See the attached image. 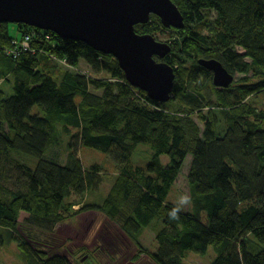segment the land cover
<instances>
[{
  "label": "trees",
  "instance_id": "obj_1",
  "mask_svg": "<svg viewBox=\"0 0 264 264\" xmlns=\"http://www.w3.org/2000/svg\"><path fill=\"white\" fill-rule=\"evenodd\" d=\"M172 1L184 27L177 29L173 42L179 59H164L175 71L167 102L152 100L130 85L111 55L52 31L15 24L32 35L30 48L36 52L17 55L0 49V77H13V93L6 98L0 93V245L14 241L23 264L70 261L49 255L20 235V212L30 230L50 231L90 209L130 238L158 226L156 248L150 252L154 264H183L189 252L202 255L209 247L214 257L207 264H264V108L245 101L264 91V0ZM210 12L213 20L205 15ZM9 25L0 23L1 46H15ZM161 28L155 15L134 27L138 34L151 35ZM38 52L66 60L68 67L52 72L48 62L41 66ZM201 58L219 61L232 82L226 88L214 86L212 72L198 63ZM185 59L192 61L190 66ZM81 60L108 75L78 74L73 69ZM194 112L203 122L200 134L191 119ZM59 132L69 138L65 164L45 156L59 143ZM140 144L151 149L145 166L130 163ZM80 147L106 154L116 167L99 204L65 201L97 191L102 182L98 164L83 166ZM11 153L35 159L33 167L15 166L13 160L4 164ZM187 155L191 209L173 220L168 213L175 204L167 197ZM11 176V184L4 182Z\"/></svg>",
  "mask_w": 264,
  "mask_h": 264
},
{
  "label": "rangeland",
  "instance_id": "obj_2",
  "mask_svg": "<svg viewBox=\"0 0 264 264\" xmlns=\"http://www.w3.org/2000/svg\"><path fill=\"white\" fill-rule=\"evenodd\" d=\"M205 15L208 20H213V12L205 13ZM161 26L162 28L159 31H156L154 35L161 42H167L173 46L174 39L177 37V29L173 27L165 28L162 24ZM7 28H9L10 42L11 44H15V46L10 47L6 46V44H4V46L0 45V49L5 54H8V51L3 47L15 49L17 55L24 52H36V49L30 48L34 39L27 30L22 29L21 27L18 28L15 23H10ZM204 32H206V30ZM40 34L45 37L48 35L43 31H40ZM49 40H51V37ZM21 42L23 45L24 42L26 43L24 48H21ZM174 50L173 46L167 55L170 60L179 59ZM239 51L241 53L243 52L242 49H239ZM38 53V59L42 63L41 66L47 67V65L43 63L48 62L51 64L50 70L52 72H58L60 74V72L68 67L66 60L58 59L55 55L48 52ZM97 60L102 62L103 59L100 57L97 58ZM191 63V60H184L186 66H190ZM73 70L80 75H85L87 78L108 75V72L105 70L98 72L93 70L91 64L86 60H81L78 67ZM236 77H239V75ZM12 86L13 77L11 75L7 74L0 77V93L3 97L6 98L13 93ZM99 92L101 93L102 90ZM205 95L207 96L206 92ZM245 101L251 103L257 108H264V91L258 93L254 92L248 95ZM211 102L213 104L217 103L216 97L213 94ZM204 112H207V109H204ZM191 119L193 120L194 126L200 130V134L203 130V122L198 118L196 112L192 114ZM218 129L220 132L224 130L223 120L221 118H219ZM68 140V136L59 132V143L47 150L45 156L47 158H53L61 164H65L67 160ZM150 150L151 149L145 145H138L131 156L130 163L133 165L145 166L152 156V154L150 155ZM9 157L10 159H4V164H7L9 160H13L17 163L15 166L18 164H25L33 167L35 162V159L18 153H11ZM78 157L84 167H89L92 164H98L100 166L102 182L97 191L87 192L80 196L73 195L65 201L77 202L82 200L85 203L99 204L112 184V180L116 173V167L109 156L89 147H80L78 149ZM163 158L166 160L165 157ZM190 162L191 155H187L182 168L169 191L167 200L171 203L175 204L180 195L185 193L189 194L186 176ZM5 166L8 168V165ZM15 171L17 172V170ZM12 180L13 178L11 176L4 182L11 184ZM73 209L78 211L79 206L74 205ZM187 209H191V206H186L185 210ZM25 216L26 215L22 214V212L19 213L18 221L20 225L18 227V233L24 238L29 239V242L36 248L44 250L49 255L60 254L66 256L70 261V264H154L150 252L154 251L156 248L155 233L158 226H155L154 228L146 227L141 230L138 237L130 238L125 232L119 229L116 224L108 220V218L95 209H90L84 212L79 211L72 218L52 227L50 231H41L36 228H31L30 230V227L24 224ZM20 254L21 253L14 241H5L0 245V264H23V257L21 258L22 255L20 256ZM213 257L214 252L211 247H209L206 253L202 255L191 251L183 261V264H207L213 259Z\"/></svg>",
  "mask_w": 264,
  "mask_h": 264
},
{
  "label": "water",
  "instance_id": "obj_3",
  "mask_svg": "<svg viewBox=\"0 0 264 264\" xmlns=\"http://www.w3.org/2000/svg\"><path fill=\"white\" fill-rule=\"evenodd\" d=\"M151 15L165 28L184 27L172 0H0V23H22L82 41L96 52L113 56L130 85L152 100L167 102L175 71L164 59L172 47L134 29ZM198 63L212 72L215 86L232 82L233 76L219 61L201 58Z\"/></svg>",
  "mask_w": 264,
  "mask_h": 264
},
{
  "label": "clouds",
  "instance_id": "obj_4",
  "mask_svg": "<svg viewBox=\"0 0 264 264\" xmlns=\"http://www.w3.org/2000/svg\"><path fill=\"white\" fill-rule=\"evenodd\" d=\"M190 203H191V197L189 194L185 193V194L180 195L178 200L175 203V206L168 213L169 219L178 220L179 213L182 210H185L186 206L190 205Z\"/></svg>",
  "mask_w": 264,
  "mask_h": 264
},
{
  "label": "built area",
  "instance_id": "obj_5",
  "mask_svg": "<svg viewBox=\"0 0 264 264\" xmlns=\"http://www.w3.org/2000/svg\"><path fill=\"white\" fill-rule=\"evenodd\" d=\"M46 39H50L49 35H46ZM24 45H26L25 42H24ZM24 45L22 44V42L20 43L21 48H24ZM5 50L8 51V53L9 52L16 53L15 49L5 48Z\"/></svg>",
  "mask_w": 264,
  "mask_h": 264
},
{
  "label": "crops",
  "instance_id": "obj_6",
  "mask_svg": "<svg viewBox=\"0 0 264 264\" xmlns=\"http://www.w3.org/2000/svg\"><path fill=\"white\" fill-rule=\"evenodd\" d=\"M161 162H162L163 164H166V162H167V159L165 160L163 157H161ZM22 214L26 215V214H25V213H23V212H22Z\"/></svg>",
  "mask_w": 264,
  "mask_h": 264
}]
</instances>
